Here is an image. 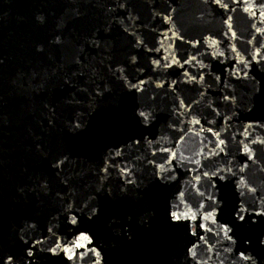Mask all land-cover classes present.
<instances>
[{"label":"water","instance_id":"obj_1","mask_svg":"<svg viewBox=\"0 0 264 264\" xmlns=\"http://www.w3.org/2000/svg\"><path fill=\"white\" fill-rule=\"evenodd\" d=\"M0 264H264V0H0Z\"/></svg>","mask_w":264,"mask_h":264}]
</instances>
